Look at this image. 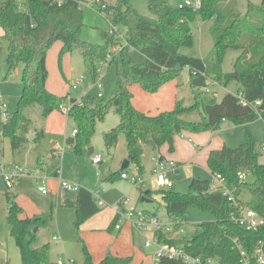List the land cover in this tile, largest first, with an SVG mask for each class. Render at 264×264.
Returning a JSON list of instances; mask_svg holds the SVG:
<instances>
[{"label":"trees","instance_id":"trees-1","mask_svg":"<svg viewBox=\"0 0 264 264\" xmlns=\"http://www.w3.org/2000/svg\"><path fill=\"white\" fill-rule=\"evenodd\" d=\"M224 0H199L198 8H174L167 0H147L151 16L141 15L133 6L132 0H98L99 11L108 12L106 17L114 28L103 31L104 44L96 45L83 41L80 32L83 27L81 0H0V38L7 42V72L9 75L22 64V91L17 109L7 113L2 121L0 133L8 137L13 151L27 141V133L32 120L25 114L28 107L38 105L45 118L54 109H61L55 94L46 89L48 70L47 51L51 45L61 42L60 55L73 50L80 51L84 64L94 81L99 80L101 68L107 63H118L113 48L120 44V36L126 44L145 55V62L123 58L122 67L116 73V92L109 99L102 96H85L80 100L70 98L68 115L75 123L74 136L67 138L68 148L81 154L91 142L98 122L114 111L118 123L105 132L104 144L112 149L121 134L125 137L130 163L143 173L141 156L143 147L153 150L163 144L173 150L174 136L181 131L200 132L217 130L227 121L244 127V140L237 147L223 145L209 151L206 165L212 175L220 174L234 192L239 205L249 207L264 215V163L259 159L256 141L248 124L261 117L264 120V18L261 25L251 19L254 9L264 11V0L259 4L248 3L246 12L236 9ZM104 4V7H102ZM212 19L211 31L214 35L213 57L209 68L205 59L189 56L180 51L193 44L190 23L197 17ZM124 28L122 36L121 29ZM227 48L240 49L241 54L234 62L233 71L223 74L221 62ZM187 68L189 84L193 88H203L208 81L237 82L246 100L250 103L260 100L259 105L238 103L235 93H226L219 102L198 101L192 106H184L177 101L170 110L150 115L137 110L132 102L130 87L138 84L143 91L155 93L165 83L177 78L182 69ZM62 101V100H61ZM196 110L201 119L187 121L183 115ZM44 136L43 130L33 134L32 141L38 142ZM246 175L240 180L238 175ZM122 173V172H121ZM120 173V176H121ZM253 176L249 181L247 177ZM112 174L107 179L111 180ZM211 180L191 179L187 192L172 189H158L167 216L181 224L188 220L189 208H194L213 216V219L198 223L191 236L180 241L170 234L157 233L160 240L176 245L181 244L191 256L202 259L216 258L219 264H241L238 251L233 247L236 238L248 254L256 244L263 241L264 228L248 231L230 219L235 205L220 190H211ZM154 192L149 190L146 197ZM245 194L243 200L241 195ZM6 221L9 233L19 250L22 264H48L50 245L34 247L36 227H41L47 218L41 216L20 217L22 208L17 203V194L7 189ZM74 221L78 229L87 219L100 211L96 197L84 187H79ZM116 217L109 225L113 230ZM84 264H129L131 257L106 254L94 262L83 243ZM157 264H187L180 260L161 257Z\"/></svg>","mask_w":264,"mask_h":264},{"label":"rangeland","instance_id":"rangeland-1","mask_svg":"<svg viewBox=\"0 0 264 264\" xmlns=\"http://www.w3.org/2000/svg\"><path fill=\"white\" fill-rule=\"evenodd\" d=\"M18 1L21 2L23 0ZM81 1L83 27L80 32V38L91 44H104L102 32L110 30L111 25L106 17L111 19V15L108 12L99 11L100 4L97 0ZM105 1L111 2V0ZM184 1L167 0L168 4L174 8H179ZM249 2L257 5L261 0L223 1L224 4L232 3L241 12H246ZM132 6L141 15L151 16L147 0H132ZM263 18L264 11L262 9L256 8L251 12V19L256 25H261ZM212 24V19H202L197 16L190 23L193 35L192 46L180 49L186 55L205 59L209 68L213 57L212 49L214 43V35L211 31ZM120 29L123 36L125 30L124 28ZM119 38L121 39L120 44L112 50L118 57L119 62L107 63L102 66L99 75L100 90L95 83L96 81L92 79L87 70L80 51L73 50L60 55L61 42H54L47 51L48 77L46 89L57 96L61 109H54L48 116L43 118L41 116V108L38 105L28 107L25 114L32 120V126L29 128L32 132L28 130V141L19 150L12 151L9 138L2 136L0 133V161L6 165L17 163L26 172H29L18 179L10 190L15 191L18 190L17 186H22V189H25V195L34 201L43 203L45 196L38 191V186L43 181L46 190L49 191L46 197H50V190L57 185L54 179L60 180L58 177L51 175L50 172L57 168L58 174L68 182L76 184L77 190L81 186L85 187L103 202L99 206L98 215L91 219L90 223L84 222L78 229L75 228L73 223L76 238L65 242L63 245L56 243L51 238L53 236V228L49 227L51 211L49 210L47 214L42 216L47 218L45 224L41 226L44 232L42 236L50 241L48 264H84L83 243L86 245L92 259L96 257L98 252L106 249V254L131 257L129 264H154V253L157 248L153 243L150 246H145L146 240H151L153 237L150 230H135L126 222L122 226L125 236L120 239L116 238L115 244L114 238L117 236V229H115L116 231L108 229L115 214L113 205L121 199H128V205L137 203L139 206L146 207L148 211L155 213L159 219L163 221L169 220L160 196L156 195L158 188L155 185L153 169L156 165L155 157H157L159 149L153 150L152 147L146 145L143 147L141 156L143 173L139 174L133 163H129L126 168L122 169L123 162L128 158L126 140L123 134L119 136L115 147L112 149L106 148L103 135L114 127L119 119L114 111L108 113L103 121L96 124L91 142L83 149L81 154L73 153L70 146L67 148L68 146L65 144V138L70 135L75 127L73 119L67 113L70 107V98L80 100L85 96L97 97L98 92L101 91L102 98L109 99L116 92V73L117 69L122 67V59L132 58L145 62L146 57L144 54L129 47L123 37L120 36ZM240 54V49L227 48L225 50L221 62L223 74L233 71L234 62ZM6 58L7 42L0 38V105L4 104L3 109L9 113L17 109L22 91L21 73L23 67L20 64L9 75H6L8 67ZM187 76H189L188 69H182L178 76L182 79V81H178L180 82L178 91L180 94L179 99H181V101L179 100L180 103L188 107L192 106L197 99L198 101L203 100L209 103L219 102L226 93L236 92L240 87L237 82L233 81L228 84H225L224 81H215L213 83L210 82L203 88H193L189 82H186ZM133 85L141 88L138 84ZM135 97L140 98L137 94H135ZM183 118L187 121H199L201 116L194 110L184 114ZM2 121L0 109V128ZM248 127L261 152L259 159L264 163V149L262 148L264 142V120L259 117L249 123ZM41 129L44 132V136L37 143H33L31 133L34 134ZM243 140L244 127L230 122L221 124L220 129L216 132L211 130L200 132L183 130L177 133L173 139L172 151L168 150L166 144L160 148V152L167 159L176 161L179 164L177 170H168V178L173 182V190L182 193L187 192L188 185L193 178L208 179L217 184L206 165L207 152L209 149L223 145L237 147ZM89 147L93 148L91 153L88 151ZM98 155H100L101 160L98 163H94L93 158ZM121 172L126 173L128 179L122 178L120 176ZM110 174H112L113 178L108 180L107 177ZM136 176H139V182L133 183L132 179ZM247 179L251 181L253 176L249 175ZM60 186L62 185L60 184ZM148 189L154 192L152 197L155 200L151 203H144L140 201V198ZM77 190L71 191L76 192ZM241 198L245 200L246 195L242 194ZM187 216L188 220L182 224V231L174 233L180 243L191 236L198 223L213 219L211 214L203 213L194 208L188 209ZM3 224L8 232L9 228L6 229V222L4 221ZM7 234L10 247L8 250V262L3 264H22L14 239L9 232ZM39 242L40 240L38 241L36 236L33 243L34 246Z\"/></svg>","mask_w":264,"mask_h":264},{"label":"built area","instance_id":"built-area-1","mask_svg":"<svg viewBox=\"0 0 264 264\" xmlns=\"http://www.w3.org/2000/svg\"><path fill=\"white\" fill-rule=\"evenodd\" d=\"M98 2V0H97ZM193 7L198 8L200 6L199 0H185L180 4L179 8L183 7ZM104 7V4H102ZM114 28L111 26L110 32ZM1 31V30H0ZM96 85L98 89H101L100 80H97ZM210 81L208 82V84ZM213 83V81H211ZM207 84V85H208ZM76 87V86H74ZM235 95L237 97L238 103L242 105H259L260 100H256L252 103L248 102L242 91H236ZM98 96H102L101 91L98 92ZM4 104L0 105L1 116L3 120L7 117L6 110L3 109ZM76 130L74 129L71 133L74 136ZM262 148L264 149V142ZM100 155L93 158L94 163L100 162ZM156 165L153 169L155 175V185L158 189H172L173 182L168 178V170L176 169V163L173 160L164 159L161 157H155ZM29 172H26L18 164H4L0 161V176L4 182V185L7 189H10L15 182L26 175ZM121 177L128 179L126 173H121ZM213 179L217 182L211 184V190H220L224 195H227L228 200L235 205V209L230 213V219L237 225L243 227L248 231H257L264 228V215L258 213L252 208L245 207L238 204L236 196L234 194L236 188L228 187L224 181V178L220 174L212 175ZM240 180L246 178L245 173L241 172L238 175ZM133 183L139 182V176H136L132 179ZM60 184L68 190H77L76 184H72L67 180L60 179ZM79 189V188H78ZM38 190L42 193H46L47 190L45 185L42 184L38 186ZM92 192V191H91ZM93 194V192H92ZM94 195V194H93ZM95 196V195H94ZM98 202V205H102L103 202L97 196H95ZM128 199H121L119 202L113 205V210L115 212L116 222L114 228L119 230L122 226L128 222L130 226L135 230H150L152 232V239H147L145 246H150L152 243L156 246V251L154 253V264H157L161 257H166L169 259L180 260L187 264H219V261L216 258H207L202 259L200 257L191 256L187 253L181 244H170L163 240H160L157 233L170 234L174 236L175 232L182 231V224L178 220L163 221L159 219L155 214H150L144 209L137 207L135 205H128ZM56 239V236L53 237ZM176 238V237H175ZM233 247L238 251L239 261L241 264H264V248L263 241H259L252 253L248 254L246 250L242 247L240 242L234 238L232 239Z\"/></svg>","mask_w":264,"mask_h":264},{"label":"crops","instance_id":"crops-1","mask_svg":"<svg viewBox=\"0 0 264 264\" xmlns=\"http://www.w3.org/2000/svg\"><path fill=\"white\" fill-rule=\"evenodd\" d=\"M178 79H180V78L178 77L175 80H171V81L163 84L158 89V91L155 93L145 92L142 90V88H138L137 86L133 85L132 88L130 87V90L132 91L131 102H132L133 106L136 109H138L142 112H145L147 114H150V115H155L161 111H166V110L172 109L177 101H179V100L181 101V99H179L180 94L178 91L180 82H178V81H182V79H180V80H178ZM186 79H187L186 82H189V76H187ZM211 81L215 82L214 80H210V82ZM231 93H235V92H231ZM135 94L140 96V98L135 97ZM227 123H228L227 121L222 122V124H227ZM219 129L214 130L212 132H216ZM29 132H32V131L29 130ZM71 133L69 136H67L65 138V144L66 145H67V138L72 136ZM32 137H33V133H31V139H32ZM33 143H37V142H33ZM167 147H168V145H167ZM221 147H216V148H212V149H219ZM21 148H19V149H21ZM160 148H159V152H158L157 157L167 159V157H165V155L162 152H160ZM212 149H209V151ZM92 151H93V148H92ZM209 151L207 152L206 159H207ZM174 162L177 165L175 170H177L179 164L176 161H174ZM12 163H14V162H12ZM14 164H17V163H14ZM50 173H51V175L58 177L59 179L65 180L64 178H62V176H60L58 174L57 168ZM54 180H55V183H57V185H55L50 190V193H51L50 197H46V195L49 193L48 190L46 193H42L41 191L38 190L43 196H45L44 202L42 201L43 203H39L37 201H34L30 197L25 195V192H24L25 189H22V186H20V187L17 186L18 190H15L13 192H15L17 194V198H16L17 203L22 208V213L20 214V217H22V218L32 217V216H41L42 217V216H44V214H47V212L49 210L51 211V216H50V221H49V223H50L49 227L53 228V236L51 238L56 243H61L63 245L65 242L71 241V240L76 238V234H75L74 229H73V223H74V220L76 217V211H75V208L73 206H68V205H66V203L69 202V203H72L75 205V203L77 201L78 190L76 192H72L71 190H68V189L66 190V188H63L62 186H60V184H59L60 180L58 181L56 178ZM20 188L22 189V191ZM6 190H7V188L4 185V182L0 176V264H3L4 262H8V250L10 247V242H9V238H8V234H7L9 231L7 232V230H5L4 224H3V222L5 221L6 225H7L6 229H8V224L6 221L7 205H6L5 196H4ZM148 190H151V189H148ZM142 197L140 198V201H142L141 200ZM144 198H145L143 200L144 203H151L155 200L154 197L149 198V197L145 196ZM133 205L144 209L146 212H148L150 214H155V213L148 211L146 209V207L139 206L137 203H135ZM97 215L98 214L93 215L92 217L87 219L85 222L90 223L92 221L91 219H93ZM114 217H115V214H114ZM122 229H123V227L120 228L119 230H117V236L114 238L115 244H116V238L120 239L121 237L125 236V232H123ZM34 230L36 232V236L38 238V241L40 240V242L36 246H34V244H33L34 247H39V246H41V244L43 245L46 243L50 244V241H48V239L43 238L42 234L44 232L41 229V227H36ZM113 230H115V228ZM54 236H56V239L53 238ZM86 241H88V239H86ZM106 252H107L106 249H104L102 252H98L96 257L93 258L95 261L94 260L93 261L94 262L100 261L106 255Z\"/></svg>","mask_w":264,"mask_h":264},{"label":"water","instance_id":"water-1","mask_svg":"<svg viewBox=\"0 0 264 264\" xmlns=\"http://www.w3.org/2000/svg\"><path fill=\"white\" fill-rule=\"evenodd\" d=\"M89 153H91V151H92V147H89ZM129 163H130V158H129V156H128V158L123 162V164H122V169H124V168H126L128 165H129ZM149 192V190H146L145 191V193H144V196L142 197V201L145 199L144 197L146 196V194ZM35 229V228H34ZM32 230V231H35V230Z\"/></svg>","mask_w":264,"mask_h":264}]
</instances>
